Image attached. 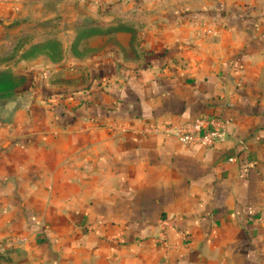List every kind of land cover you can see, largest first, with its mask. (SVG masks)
<instances>
[{"label":"crops","instance_id":"obj_1","mask_svg":"<svg viewBox=\"0 0 264 264\" xmlns=\"http://www.w3.org/2000/svg\"><path fill=\"white\" fill-rule=\"evenodd\" d=\"M48 2L0 0V52ZM88 7L0 109V264H264V0ZM198 116L224 139L165 134Z\"/></svg>","mask_w":264,"mask_h":264},{"label":"rangeland","instance_id":"obj_2","mask_svg":"<svg viewBox=\"0 0 264 264\" xmlns=\"http://www.w3.org/2000/svg\"><path fill=\"white\" fill-rule=\"evenodd\" d=\"M47 1L50 3L45 5L44 22L38 30L32 29L27 38L20 37L16 32L2 34L6 40L15 37L16 42L12 43L13 45L7 51L0 52V74L5 77L3 79L0 76L2 79L0 80V109L5 101L21 97L30 87L31 82L34 81V74L30 71L47 67L61 58L68 44L66 40L62 43L59 40L60 37L63 39V35L66 36L68 33L70 36L74 35L76 39L73 43L76 44V48L79 47L81 34L84 31V26L81 25L83 22L80 20L86 17L89 3L95 5L101 3V0ZM97 9L99 13V6Z\"/></svg>","mask_w":264,"mask_h":264},{"label":"built area","instance_id":"obj_3","mask_svg":"<svg viewBox=\"0 0 264 264\" xmlns=\"http://www.w3.org/2000/svg\"><path fill=\"white\" fill-rule=\"evenodd\" d=\"M226 122L220 117L198 116L183 125H167L164 132L184 144H198L212 147L225 137ZM171 219L161 221V226H168Z\"/></svg>","mask_w":264,"mask_h":264},{"label":"trees","instance_id":"obj_4","mask_svg":"<svg viewBox=\"0 0 264 264\" xmlns=\"http://www.w3.org/2000/svg\"><path fill=\"white\" fill-rule=\"evenodd\" d=\"M1 77H3V79H5L4 75L0 74ZM2 81V79H0Z\"/></svg>","mask_w":264,"mask_h":264}]
</instances>
